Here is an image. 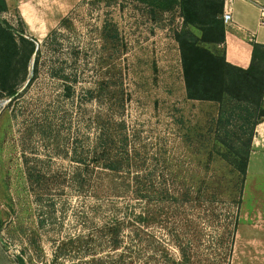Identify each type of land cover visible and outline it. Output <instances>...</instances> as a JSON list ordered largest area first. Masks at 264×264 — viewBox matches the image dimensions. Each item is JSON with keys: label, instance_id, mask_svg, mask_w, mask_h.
I'll use <instances>...</instances> for the list:
<instances>
[{"label": "rangeland", "instance_id": "1", "mask_svg": "<svg viewBox=\"0 0 264 264\" xmlns=\"http://www.w3.org/2000/svg\"><path fill=\"white\" fill-rule=\"evenodd\" d=\"M160 2L171 9L160 8L151 17L144 1L79 0L50 29L57 30L50 38H55L53 44H43L45 36L30 35L16 8L0 13L17 34L41 43L38 75L9 106L10 97L0 98V264H18L19 256L24 264H70L78 257L72 252L57 261L53 257L61 239L79 231L106 237L101 227L116 219L124 220L120 236L127 245L119 264H264V120L260 130L255 128L240 202L225 191L215 200L199 196L198 188L203 191L207 181L201 178L203 171L227 175L229 169L218 157L206 155L200 141L210 133L217 104L186 98L174 39L182 24L180 8L177 0ZM106 22L116 23L120 34L118 78L127 101L118 116L146 159L139 161V171H152L156 183L164 173L171 187L185 182L197 200L104 199L95 217L89 211L96 199L69 182L77 167L72 151L92 136L94 113L111 111L84 93L99 72L93 57L110 52L101 46ZM61 66L78 77L69 96L53 74ZM31 165L43 174L41 186L29 178ZM179 168H191L194 178H182ZM145 209L150 222H131Z\"/></svg>", "mask_w": 264, "mask_h": 264}, {"label": "trees", "instance_id": "2", "mask_svg": "<svg viewBox=\"0 0 264 264\" xmlns=\"http://www.w3.org/2000/svg\"><path fill=\"white\" fill-rule=\"evenodd\" d=\"M138 1L148 4L147 12L151 17H156L160 8L171 9V5L160 0ZM176 3L180 8L182 24L174 31V39L180 52L185 95L187 99L217 104L216 117L208 127L210 133L201 136L203 140L200 141L208 149L206 155L211 159L218 157L229 167L227 175L224 172L209 174L203 171L201 178H207V181L202 185L203 191L198 188L197 193H201L199 196L202 195L204 200H215L218 192L225 191L228 198L238 203L242 196L255 128L264 120V44L252 43V58L248 67L232 64L225 58L224 0H177ZM6 10L5 0H0V13ZM66 20V17L63 18L61 24ZM56 32L53 29L42 43H55V38H50ZM26 35L17 34L6 20L0 18V98L10 97L8 106L19 98V89L24 84L26 87L30 85L39 73L41 43L38 45L34 37ZM100 38L102 49L110 52L93 57L99 72L84 93L88 100L103 106L106 104L111 111L107 114L102 111L94 113L92 136L89 135L85 145L76 144L72 151L71 159L77 167L69 182L76 186V191L86 189L96 199L89 211L95 217L101 210L102 204L99 202L104 199L148 200L156 196L164 200L171 197L180 203L197 200L196 194L191 199L194 191L190 192L191 186L185 182L171 187L164 179V173L161 175L163 180L156 183L152 171H139V161L144 163L146 159L132 145L133 134L127 131L124 119L118 116L124 111L127 98L118 78L121 75L117 60L122 50L116 23L106 22L100 31ZM58 68H54L53 74L62 80L63 91L69 96L72 82L78 77L72 71L64 72L62 66ZM34 166H28L29 178L33 184L41 186L43 174ZM176 172H183L182 178H194L195 175L191 168H179ZM63 179L66 176L63 175ZM65 182L63 180L60 183L61 187H64ZM210 187H213L212 191ZM86 212L78 211L79 215ZM84 220H80L82 225L86 224ZM140 221L150 222L147 209L134 214L131 220L134 224ZM123 225L124 220L121 219L103 225L100 231L106 237L100 234L95 237L84 231L75 232L58 242L53 257L57 261L59 257L72 252L78 257L72 258L70 264H119L117 258L123 257L127 247L120 236ZM77 241H81L82 245H74ZM17 263L24 264V258L19 256Z\"/></svg>", "mask_w": 264, "mask_h": 264}, {"label": "crops", "instance_id": "3", "mask_svg": "<svg viewBox=\"0 0 264 264\" xmlns=\"http://www.w3.org/2000/svg\"><path fill=\"white\" fill-rule=\"evenodd\" d=\"M78 1L5 0L7 8L17 9L30 35L39 38L46 36L59 18ZM229 6L232 19L225 24V58L232 64L246 68L252 58V43L264 44V23L261 22L264 0H232ZM261 123L256 130L261 129Z\"/></svg>", "mask_w": 264, "mask_h": 264}, {"label": "built area", "instance_id": "4", "mask_svg": "<svg viewBox=\"0 0 264 264\" xmlns=\"http://www.w3.org/2000/svg\"><path fill=\"white\" fill-rule=\"evenodd\" d=\"M232 0H224V8H223V22L224 24H227L232 19L231 9H230V3ZM261 22L264 23V8L262 9V17Z\"/></svg>", "mask_w": 264, "mask_h": 264}]
</instances>
